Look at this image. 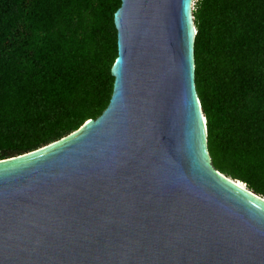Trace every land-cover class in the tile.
<instances>
[{"label":"water","instance_id":"1","mask_svg":"<svg viewBox=\"0 0 264 264\" xmlns=\"http://www.w3.org/2000/svg\"><path fill=\"white\" fill-rule=\"evenodd\" d=\"M192 2L121 0L106 109L0 161V264H264V199L207 152Z\"/></svg>","mask_w":264,"mask_h":264},{"label":"trees","instance_id":"2","mask_svg":"<svg viewBox=\"0 0 264 264\" xmlns=\"http://www.w3.org/2000/svg\"><path fill=\"white\" fill-rule=\"evenodd\" d=\"M121 0H0V161L109 104ZM195 90L213 168L264 199V0H196Z\"/></svg>","mask_w":264,"mask_h":264},{"label":"rangeland","instance_id":"3","mask_svg":"<svg viewBox=\"0 0 264 264\" xmlns=\"http://www.w3.org/2000/svg\"><path fill=\"white\" fill-rule=\"evenodd\" d=\"M195 1H196V0H193V2H192L193 5H194ZM192 7H193V6H192Z\"/></svg>","mask_w":264,"mask_h":264},{"label":"bare ground","instance_id":"4","mask_svg":"<svg viewBox=\"0 0 264 264\" xmlns=\"http://www.w3.org/2000/svg\"><path fill=\"white\" fill-rule=\"evenodd\" d=\"M240 188H243V186L238 185Z\"/></svg>","mask_w":264,"mask_h":264}]
</instances>
